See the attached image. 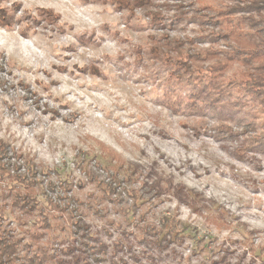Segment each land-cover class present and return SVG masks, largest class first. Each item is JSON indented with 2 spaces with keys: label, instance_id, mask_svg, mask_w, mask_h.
I'll list each match as a JSON object with an SVG mask.
<instances>
[{
  "label": "rangeland",
  "instance_id": "374dc122",
  "mask_svg": "<svg viewBox=\"0 0 264 264\" xmlns=\"http://www.w3.org/2000/svg\"><path fill=\"white\" fill-rule=\"evenodd\" d=\"M263 62L264 0H0L18 262L264 264Z\"/></svg>",
  "mask_w": 264,
  "mask_h": 264
},
{
  "label": "trees",
  "instance_id": "16d2710c",
  "mask_svg": "<svg viewBox=\"0 0 264 264\" xmlns=\"http://www.w3.org/2000/svg\"><path fill=\"white\" fill-rule=\"evenodd\" d=\"M250 54L247 55L248 58H250L253 53L251 52ZM239 83H241L240 85L243 90L248 86L251 91H257V94H261L264 91V62L262 65L254 66L249 74L247 73V78L245 79L242 77ZM248 83L250 84L247 85ZM257 144L263 145L264 137L259 138ZM17 179L22 182L28 181L25 175H19ZM22 200L23 203H25L24 207L30 205V200L26 196H22ZM3 221L2 215H0V264H23V262H18L19 256H17L16 252V241L11 240L10 236L5 234ZM171 227L175 229L176 225Z\"/></svg>",
  "mask_w": 264,
  "mask_h": 264
}]
</instances>
